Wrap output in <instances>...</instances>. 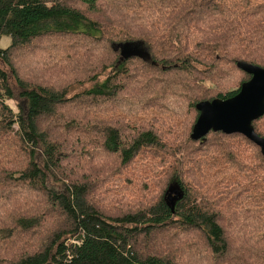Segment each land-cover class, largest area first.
Here are the masks:
<instances>
[{"label": "trees", "instance_id": "1", "mask_svg": "<svg viewBox=\"0 0 264 264\" xmlns=\"http://www.w3.org/2000/svg\"><path fill=\"white\" fill-rule=\"evenodd\" d=\"M2 35L0 264H264L260 147L190 138L264 0H0Z\"/></svg>", "mask_w": 264, "mask_h": 264}, {"label": "water", "instance_id": "2", "mask_svg": "<svg viewBox=\"0 0 264 264\" xmlns=\"http://www.w3.org/2000/svg\"><path fill=\"white\" fill-rule=\"evenodd\" d=\"M237 66L250 78L241 83L233 96L197 102L198 116L190 138L202 139L210 130L226 134L237 132L257 144L264 156V136H259L252 125L253 120L264 115V67L243 60H238Z\"/></svg>", "mask_w": 264, "mask_h": 264}, {"label": "rangeland", "instance_id": "3", "mask_svg": "<svg viewBox=\"0 0 264 264\" xmlns=\"http://www.w3.org/2000/svg\"><path fill=\"white\" fill-rule=\"evenodd\" d=\"M2 38H1V40H0V46L1 47H5L6 45H8L9 44V42H10V39H9V37L8 36H6V35H2L1 36ZM123 48H127V47H129V45L128 44H125V45H123L122 46ZM132 48H135L134 46L132 47ZM78 89L76 88V89H74L73 91H77ZM7 103H8V105L13 109V110H16V106H15V103H14V101L13 100H7Z\"/></svg>", "mask_w": 264, "mask_h": 264}]
</instances>
